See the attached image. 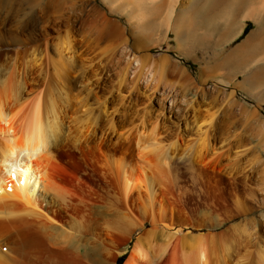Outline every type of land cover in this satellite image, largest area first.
Instances as JSON below:
<instances>
[{
	"label": "rangeland",
	"instance_id": "rangeland-1",
	"mask_svg": "<svg viewBox=\"0 0 264 264\" xmlns=\"http://www.w3.org/2000/svg\"><path fill=\"white\" fill-rule=\"evenodd\" d=\"M171 1L0 0V55L6 57V53H9L8 55L12 53L11 56L18 57L17 59L15 57V63L18 70H21L24 63L32 58L38 63L40 62L38 59L45 55L43 53L53 55L55 48L69 47L76 62L75 74L70 72L73 74L70 78L73 77L72 81L76 82V90H81L88 81L89 88L93 87L89 101L93 100L94 103L91 101L90 107L94 109L96 107L94 112L98 113V107L103 108L101 104L103 102L107 114H112L113 119L115 117L114 128L116 127V130H110V122L102 114L103 119L98 118L99 124L94 127L96 128L93 134L95 143L80 145L79 150L66 143L61 145V149L55 153L62 171L58 183L70 194L76 206L66 209L53 197H46L45 209L51 218L54 217L53 219L58 221L56 228L44 230L51 239L36 238L32 233L31 238L30 225H22L18 221L11 224L19 230L17 234H13L17 237L10 235L7 241L0 243V253L5 256L9 253L7 256H11L8 260L11 262L8 264H110L111 261V264H122L132 253L136 240L139 237L142 239L150 228L160 229L161 225L167 231L179 228L176 232L177 237L175 234L173 237L176 238H171L172 244L163 251L164 253L161 251L158 254L157 251L155 252L157 255H154L155 253L148 252L149 254L146 255L148 261L145 259L140 264H169L171 247L178 241V237L181 239L183 232H186V235L195 232H225L232 253L234 254V247L237 244L235 254L245 255L240 263L244 259L245 261L241 264H253L255 259V264H263L261 258L264 256L262 253L264 250V216L262 215L264 214V147L257 143V136H245L242 140L241 115L244 113H241L240 107L243 106L242 108L248 109L247 111L254 112L250 121L254 119L252 122L262 123L264 102H255L254 98L240 90H234L233 94L229 95L231 88H237V86L233 87V82L241 80V77L231 80L229 78L230 81L223 78L229 85L225 89L218 90V93L212 91V96H205L204 99L200 92H196V90L211 91L213 84L216 83L215 77L210 74L212 71L207 69L209 67L207 63L211 66L214 61L222 65L223 54L229 46L232 48L236 46L256 27L251 24L245 34L232 42H226L229 34L223 28L224 19L223 23L221 22L222 8L233 13L237 11V14L226 21V26H237L238 23L243 22L241 20L244 17L240 14L243 8L258 0L220 1L216 7L222 8L218 9L220 13L217 15L206 11L210 7L204 8L206 5L204 1L207 3V0ZM252 4L258 5V3ZM255 49L252 44L249 47L250 53L255 54L257 52ZM209 54L213 55L212 59H207L211 63H206L204 56ZM4 56L2 58H5ZM132 57L143 59L146 62V69L153 61L164 59L167 65L174 67L175 70L178 66L179 71H176L179 74L176 71V74L168 71L159 84L152 81L142 86L145 81L140 80L138 84L140 86L134 89L130 81L136 74L137 65ZM258 64L259 67L262 63L258 62ZM225 66V68L229 67V65ZM231 66L234 68V64ZM33 67L31 66L32 70H30L32 73L26 75L28 82L34 80L36 75V69ZM81 73L83 76L79 77ZM181 73H186L190 79L185 93L182 91L184 90L182 85L186 82H182L185 81L184 76L179 77ZM198 73L201 75L199 76ZM123 74H127L129 85L126 84L127 86L122 87L121 93H118L116 91L118 81ZM240 75L242 76V73ZM151 78L150 75L147 76V79ZM81 81L82 85L78 86ZM188 87L189 91L186 92ZM170 97L174 98L173 105L168 102ZM96 104L98 106H94ZM163 107L167 110L163 111ZM143 113L148 121L157 119L159 123L161 122L160 141L166 144L170 142L169 140L171 142L176 140L178 143L177 150L171 149L175 150L172 160L165 165L160 163L150 168L152 176L149 175V168H146V175L153 179L151 181L156 190V200H160L168 211L165 224L158 222L161 225L157 224V227L150 223L146 215L150 209L146 198L149 195L147 190L134 191L126 207L116 200L118 198L116 182L120 172L115 166L116 161L122 159L130 164H135L137 161L133 151L123 145V133L126 134L134 124L139 123ZM207 131L211 133L210 141L215 147L218 146L217 151H228V161L218 164V157L203 155V160L208 163L204 165L194 159L200 149L199 137ZM123 147L125 148L122 149ZM255 147H258V150ZM259 152L261 158L256 159ZM226 164L232 166L230 174L225 172L228 169ZM153 206L157 207V204L154 202ZM45 222L47 226L48 221ZM139 223L140 226L137 225ZM236 223L242 224H240L243 227L241 229L247 231L245 233L250 232L245 235L240 229L234 231L237 234L234 235L231 226ZM229 225L230 231L226 229ZM58 228L64 234L54 239L55 231H60ZM247 228L249 229L245 230ZM127 229L129 234H126ZM65 234L70 235V238ZM244 252L249 254L246 255ZM152 254L157 258H152ZM254 255L260 258V261L257 257L254 258Z\"/></svg>",
	"mask_w": 264,
	"mask_h": 264
},
{
	"label": "bare ground",
	"instance_id": "bare-ground-1",
	"mask_svg": "<svg viewBox=\"0 0 264 264\" xmlns=\"http://www.w3.org/2000/svg\"><path fill=\"white\" fill-rule=\"evenodd\" d=\"M194 1H196V0H194ZM194 1H192V2H194ZM208 1H209L210 5H208L209 4ZM220 1L222 2L223 0H207L208 4L206 3V1H204V4H206V5L205 6L203 5V6H204V8H206V6H210V7H208L209 9H206V11H208V13L212 12V13H214V15H217V13H220V11H218V9L221 10V8H222L221 6H220L221 8L216 7ZM171 2H173V0ZM192 2H190V3H192ZM252 3H258V5H253ZM252 3H250L249 8L246 9L245 13L247 15L245 17H252V16H254V13H256L257 11H263L264 10V4H263L264 0H258L257 2H252ZM188 5H190V4H188ZM233 15H235V12L233 13V11L226 10V9L223 10V8H222L220 17L222 19L221 20L222 23H223V19H224L223 28H225L226 32L228 31L229 26H226L225 22L229 18H231ZM218 17H219V15H218ZM261 17H263V18L260 20V24H259L260 29L258 31H256L257 35H260L262 32H264L263 31L264 15ZM251 41L252 40H249V43H251ZM67 42H69V41H67ZM55 45H56V43H55ZM245 45H246L245 41L236 45L234 47V49L232 51H230L226 57H224L225 59L224 60L222 59V61H223V62L221 61V63H223L222 65H220V64L218 65L217 62L213 61V65L210 66L207 63V62H210V60L208 61L207 59L211 58L213 55L210 56V54H209V55L204 56V59L207 60L206 61L207 66H209V67L206 66L207 69L208 70H214V72L216 70V73H215V80H216L215 82L216 83L213 84L211 91L209 90V91L205 92V90H202V91L196 90L197 93L198 92L201 93V95L203 96V97L202 96L201 97L203 99L205 98V96H208V95L212 96V94H213L212 91H215L218 93V90L225 89L226 86L229 85L228 81L231 80V79L229 80V78H227L228 81L223 79V78H226L225 76H227V75L230 76V75L242 73V80H240L237 84H239V87H241V88L242 87L244 88V86H247V88H248V86H249L248 89H250V88L252 89V87L255 86L256 83L262 82V80H264V63H262V62H264V60L262 61V59H260L258 61H259V63H262L263 65H260L258 67L257 65H259V64L257 63L255 65V66H257V68L256 67L254 68L252 66L253 68L251 67L245 72L241 70L243 65L242 66H240V65H241L242 61H244V59L246 58L243 55V52L246 49ZM263 45H264V43H263ZM260 48H262V47H260ZM12 52H14V51L12 50ZM71 52L72 51H71V49H69V47L67 49L66 48H55L53 55L48 54L46 52L43 53L45 55L42 58L40 57L38 59V60H40V62H38V63H37V60L35 58H32V57H31L32 59H30L26 62L24 61L25 63L23 65V67L21 68V70H18V68L16 66V63H15V57L16 56L15 55L11 56L12 53H10V55H8L9 53L8 54L6 53V57L4 55H2V56L0 55V243L7 241L9 239L10 235L17 234V232L19 230L17 228H14L11 226V224H13L15 221L22 223V225L24 224L27 226L28 225L31 226L32 232H30L29 237L31 236V238H32V235H33V237H36V238H39V237L46 238L47 237L48 239H51L46 235L44 230L48 229V228H49V230L56 228L58 221L56 219H53L54 217L51 218V216L47 213V211L45 209L46 197H53L54 200L56 199V201H58L60 203V206L62 205V207L66 208V209H69L71 206L73 207L75 205L70 194H68L67 191L61 187L60 183H58V181L62 177V175H61L62 171L59 168L60 164L58 165V161L55 158V153L58 152L59 149H61V145L64 143L68 144L70 147L73 146L74 148H78L77 150H79L80 145L85 146V144L93 143L94 142V135L93 134L95 133V129H96L94 127L98 126L97 125L98 118L103 119V116H105V119H108L110 122L109 129L114 130L116 128V127L114 128L115 117L113 119L112 114L111 115L107 114L108 112L106 111L105 104L103 102L101 103L103 108L98 107L99 108L98 113L94 112V110H96V107H95V109L90 107V106H92V104L89 105L91 103V101L94 103L93 100L89 101V98H90L89 96H91V94H92L91 89L93 87L91 89L89 88V86L87 85L88 81H87L86 85L85 84L83 85V87L80 86L82 89L78 87V89H81V90H78V91L76 90V82H74V80L72 81L71 78H73V77L70 78V75H73V74H70V72L74 73L76 70V62L74 61V56L71 54ZM16 53H14V54H16ZM40 53H39V55L42 56ZM213 53H215V51ZM257 53H259V52H257ZM73 54H74V52H73ZM203 55H205V54H203ZM216 55H217V53H216ZM255 55L257 56V54H255ZM3 56L5 58H2ZM239 57H240V61L238 62L237 59ZM17 58L18 57H16V59ZM132 58L135 61V64L137 65V69L135 72L136 74H135L133 80L130 79L131 85H133L134 89H137L138 86H140V85H138L140 83V80L145 81L142 84V86H144V84L146 82H152V81H154V83L156 82L159 84L161 79L166 75V73H168V71H171L174 74H176V72L178 73V71H179L177 68L178 66L176 67V70H178V71H176L174 69V67H169L170 65L168 66L164 59H158L156 61H153L151 63V65L148 66L149 68L147 67V69H146L145 68L146 62H144L143 59H140L139 57H132ZM214 63H217V64H214ZM236 63L240 64V65L238 66ZM224 64L229 65V67H231L232 69H233V66H231V64H234V67L235 66L236 67L234 68L233 72L229 71L231 73H229L223 69L224 72H221L219 74L220 76H216V74L219 73V72H217V70H219L220 68L226 67ZM204 65H206V64L204 63ZM31 66H34L33 68L36 69L35 70L36 75H35V77L33 75L34 80H32V81L30 80V82H28L27 76H28V74L30 75L32 73L30 71V70H32ZM180 69H181V67H180ZM198 69H199V67H198ZM200 69H202V67H200ZM207 69H205V72L208 71ZM81 71L83 73V70H81ZM183 71H185V70H183ZM77 73H78V71H77ZM82 73L79 75V77H81V75L83 76ZM186 73L188 74V72H186ZM186 73H181V76L179 75V77H182V76L185 77V81L184 80L182 81V82H186L185 84L182 85V87H184V90H182V91H184V93H185V88L187 87L186 85L189 84V81H190V79L188 77L189 75L187 76ZM200 73H202V70L200 71ZM206 73H208V72H206ZM203 74H204V72H203ZM210 74L213 75L214 74L213 71ZM210 74H208V75H210ZM126 75L127 74H123L119 78L118 90H116V91H118V93H121L122 87H124L126 84H128V80H127L128 78H126ZM144 75H145V77H144ZM148 75H150L152 78L147 79ZM198 75H199V73H198ZM179 77H177V79ZM82 79H80V80H82ZM173 80H176V79H173ZM202 80H204V79H202ZM192 82H194V81H192ZM213 82H214V80H213ZM82 83H83L82 81H81V84L78 83V86L82 85ZM90 83H91V81H90ZM172 83H174V81ZM260 84H257L256 87ZM148 85L149 84H147V86ZM30 86H31V88H29ZM156 87H157V85H156ZM176 87H177V85H176ZM258 87H260V86H258ZM258 87H257V89H258ZM191 88H193V87H191ZM180 89H182V88H180ZM187 89H186V92L189 91V87ZM201 89H203L202 86H201ZM253 89H254V87H253ZM234 90H235V88H231L229 95L233 94ZM244 90H245V88H244ZM194 91L195 90H193V92ZM82 92H83V95H82ZM246 92H247V89H246ZM254 92H255V90H254ZM249 93L251 94V92H249ZM253 93H252V95H253ZM262 93H264V92L262 91ZM246 94H248V92ZM257 94L259 96L260 92L259 93L257 92ZM95 95H96V91H95ZM187 95H188V93H187ZM253 96L257 97L256 94H254ZM249 97H251V96H249ZM260 97H261V95H260ZM96 98H97V96H96ZM96 98H94V100H96ZM172 98L171 97L168 98V100H169L168 102L170 104H172V102L174 101V98H173V100H172ZM200 100H202V99H200ZM256 100H258V99H256ZM88 101H89V103H88ZM261 101L259 100L258 102H261ZM235 102L236 101H232V103H235ZM124 104L127 105L126 103H124ZM173 104H174V102H173ZM94 106H98V105L96 104ZM242 107L243 106L240 107L241 113H244V114L246 113L245 115L244 114L241 115L242 116L241 117L242 122H241L240 132H242V133H240V134L242 136V140H243V137H245V136H247V137L257 136V138H258L257 143L264 147V135H263L264 134V131H263L264 130L263 129L264 128V122L263 121H262V123H260L259 121L252 122V120H254V119H251V121H250L249 119L252 118L254 112L247 111L248 109L242 108ZM164 110L166 111L167 108L163 107V111ZM253 111H255V110L253 109ZM117 113H115V114L117 115ZM102 114H104V115L102 116ZM161 114H162V111H161ZM121 115L123 116V114H121ZM124 115L126 116V114H124ZM145 116L146 115H144V113H143V115L139 119L140 120L139 123H137L136 125L134 124V127L132 125L133 128H131L130 131H128L126 134L123 133V131H121V133L124 134L123 142H122L123 145L128 146L130 148V150L133 151V154H134L137 161L135 162V164L132 163L133 165L130 163L124 162L122 159H119L118 161H116L115 166L120 171L118 173L119 176L117 178L118 182H116V183H118V189H117V192H118L117 197L118 198L116 200L118 203L120 201V203L126 207L127 201L131 197V194L134 191L139 192L141 189L147 190L149 195L146 198H148L150 209H149V212L147 211L148 213L146 215H147L150 223L152 225H154V227H157L158 222L159 223L164 222L165 218L168 216L167 215L168 211L162 206L161 201L158 199L156 200V198H155L156 190L153 187V183L151 181L152 178H150V176H152V175H150L151 174L150 168L154 167L156 165L158 166V165H160V163L165 165L167 162H169V160H172L174 158L175 150L178 149V147H177L178 143L176 142V140H173V142H171V140H169L170 142L169 143L165 142L166 144H164V142L160 141V132L159 131H160V123L161 122L159 123V121L157 119L155 121L150 122V121H148L147 118L145 119ZM160 121H161V119H160ZM210 121H211V119H210ZM126 130H128V128ZM126 130H125V132H126ZM100 135L102 137V134H100ZM96 136H98V135L96 134ZM210 136H211L210 131H207L204 135L199 137L198 144L200 146L199 147L200 149H199V152L194 159H196L199 162H202L204 165H207L208 163L203 160V158H204L203 155L209 156V157L213 156V158L218 157V160H217L218 164L222 163L224 161H228V159H229L228 151H223V152L217 151L216 148L218 146L216 145L217 147H215V144L210 141ZM104 138H106V137H104ZM101 141H103V140H101ZM170 146H173V147H170ZM63 148H65V147H63ZM124 148L125 147H123L122 149H124ZM172 148H174L175 150H171ZM256 149L258 150V147ZM184 157H187V156L184 155ZM255 158L256 159L261 158V152H259V155H257ZM153 164H155V165H153ZM261 164L263 165V162H261ZM226 165H227L228 169L225 172L230 174L232 171V166L230 164H226ZM146 168L147 169L149 168V175L150 176L146 175ZM155 171L157 172L156 169H155ZM152 172H154V171H152ZM21 181H23V183ZM154 202L157 204V207L153 206ZM74 208H76V207H74ZM66 214H68V213H66ZM262 215L264 216L263 213H262ZM69 216H70V214H69ZM25 219H27V220H25ZM29 221H37L38 223H31ZM45 221H48L47 226L45 224L46 223ZM64 222H66V221H64ZM140 223L137 225L140 226ZM164 224H165V222H164ZM240 224L241 223H236L233 226H231L232 232L238 231L241 228H243L241 226L242 224L241 225ZM246 224H248V222ZM68 225H69V223H68ZM159 225H161V224H158V226ZM135 226H136V224H135ZM151 227H153V226H151ZM229 227H230V225L226 229L228 230ZM231 227H230V229H231ZM69 228H70V226H69ZM161 228L164 229V226L161 225ZM161 228L160 229L155 228V230H153V229L151 230V228H150L149 231H146L147 233L145 232L146 233L145 236L144 237L142 236L143 237L142 239H139L140 237L138 236L139 238L137 240L135 239L136 242H135V244H133L134 248L132 247V249H133L132 253L126 257V259L123 261L122 264H140L143 261H145L146 255L149 254L148 252H150V253L152 252L154 254L155 252L157 253V251H158V254H159L161 251L162 252L165 251L166 248L168 246H170V244H172L171 238L172 239L174 238L173 236L176 234V232L179 231V228L174 229V231H169V230L167 231L166 229L163 230ZM230 229H229V231H230ZM248 229L249 228H247L245 230H248ZM59 230L60 231H58V232L55 231L54 239H57V238L61 237V235L64 234L61 231V229H59ZM227 230H225V231H227ZM242 231L244 232V229L243 230L241 229V233H242ZM245 232H247V231H245ZM31 233H32V235H31ZM185 233L183 232L182 237L180 235L181 239H179V237H178V241L172 245L171 250H170L171 255L169 258V264H241L245 261V259H244V261L240 263L241 259L243 260V258H245L244 257L245 255L241 256L240 254H238V255L235 254V252H236L235 247L237 244H235V247H234V254L235 255L232 253V249H230V246H229L230 241L226 237L225 232H213V233L212 232H199V233L195 232V233L187 234V235ZM235 233L236 232H234V235H237ZM239 233H240V231H239ZM244 233H243V235H244ZM248 233H245V235ZM126 234H129V229L126 230ZM13 236L17 237L16 235H13ZM65 236H67V235L65 234ZM67 237L70 238V235H68ZM176 237H177V234H176ZM246 237H248V236H246ZM229 238H230V236H229ZM233 243H231L232 246H233ZM245 243L248 244V242H245ZM238 246H239V244H238ZM258 247H260V246H258ZM168 251H169V249H168ZM259 251H261V250H259ZM93 252H94V250H93ZM96 253H98V252L96 251ZM109 253L110 252L108 251V254ZM156 253L154 255H157ZM240 253H241V251H240ZM249 253H250V251H249ZM249 253H247V254H249ZM262 253L264 255V250ZM8 254H6V256ZM153 254H152V258L156 257V256H153ZM258 255L259 254H257V256ZM6 256L3 253L2 254L0 253V264H8L11 262V261H8L11 256H7V257H9L8 259ZM110 257H112V256H110ZM158 257H160V256L158 255ZM256 257L254 255V258H256ZM259 257H260V255H259ZM261 257H262V255H261ZM105 258L107 259L108 257H105ZM260 258H258L259 261H260ZM252 259L253 258H251V260ZM247 260L248 259H246V261ZM255 261H256V259H255ZM255 261L253 264H255ZM261 261H263L262 263L264 264V256H263V258H261ZM104 262H107V261H104ZM111 263H112V261L110 262V264ZM259 264H261V263H259Z\"/></svg>",
	"mask_w": 264,
	"mask_h": 264
},
{
	"label": "crops",
	"instance_id": "crops-1",
	"mask_svg": "<svg viewBox=\"0 0 264 264\" xmlns=\"http://www.w3.org/2000/svg\"><path fill=\"white\" fill-rule=\"evenodd\" d=\"M262 3V2H261ZM264 4V3H263ZM247 8H249V6L248 7H245V8H243V10H242V12L240 13L241 15H243V17L244 18H242V20L241 21H243L241 24L240 23H238L237 24V26H235V25H227V26H229L228 27V31H227V34H229L228 35V38L226 39V42H232L233 40H235V39H237V38H239L242 34H245L246 33V30H247V28L249 27V26H251V24H254L256 27L254 28V29H252L250 32H248L247 34H246V36L245 37H243L242 39H241V41L239 42V43H241V42H246V45H245V51L243 52V55L246 57L245 59H244V61H242V63H241V65L240 66H242V68H241V70H246V69H248V68H251L252 67V65L253 64H257L259 61L258 60H260V59H262V61L264 60L263 58H264V45H263V43H264V32H262L260 35H257L256 34V31H258L259 29H260V26H259V24H260V20L263 18V17H261V16H263L264 15V10L263 11H257L256 13H254V16H252V17H245L247 14L245 13V11H246V9ZM235 14H237V11L235 12ZM259 20V21H258ZM225 24H227V22L225 23ZM263 31H264V27H263ZM263 35V36H262ZM249 40H252L251 41V43H249ZM238 43V44H239ZM232 43H230V45H231ZM237 44V45H238ZM254 45V47L257 49V52H259V53H255V54H257V56L253 53H250V50H249V47L251 46V45ZM260 44H262V45H260ZM235 47V46H234ZM234 47L232 48L231 46H229V48L225 51V53L223 54V57H222V59L224 60L225 58L224 57H226L227 56V54L230 52V51H232L233 49H234ZM260 47H262V48H260ZM260 48V49H259ZM252 49V48H251ZM255 49V50H256ZM252 52V51H251ZM252 54V56H250ZM254 55V56H253ZM256 58H257V61H256ZM205 60V59H204ZM237 61H240V57L237 59ZM261 61V62H262ZM262 63H264V62H262ZM261 65H263V64H261ZM254 68H255V66H253ZM252 67V68H253ZM216 68V67H215ZM214 68V69H215ZM235 68V67H234ZM234 68L232 69V68H223L224 70H226L227 72H229V71H234ZM221 70V68L219 69V70H217V72H219V73H217L216 74V76H220L219 74L221 73V72H224V70ZM240 69V68H239ZM211 71H213V75H211V76H213V77H215V73H216V70H215V72H214V70H211ZM210 71V72H211ZM229 73H231V72H229ZM226 78H232V79H236V78H239V77H241L242 78V76L240 75V73L239 74H234V75H230V76H225ZM242 80V79H241ZM240 81V80H239ZM239 81H237L236 83H234L233 82V87H235V86H237V88L235 87V90H240L241 92H244V93H247L248 92V94L251 96V98L253 97L254 99H255V101L256 102H258L259 100L261 101V102H264V93H262V91L264 92V81H262V82H258V83H256V85L257 84H260V85H258V86H260V87H258V89H257V87H256V85L255 86H253L254 87V89H253V87H252V89L250 88V89H248L249 88V86H248V88H247V86H244V88H245V90H244V88L242 87H239V84H237ZM237 84V85H236ZM256 87V88H255ZM246 89H247V92H246ZM261 89V90H260ZM250 90V91H249ZM254 90H255V92L257 91L258 93L260 92V95H261V97H260V95L258 96V94H257V92L255 93L254 92ZM260 90V91H259ZM249 92H251V94L249 93ZM254 92V93H253ZM252 93H253V95L254 94H256L257 95V97L255 96H253L252 95ZM263 95V96H262ZM256 99H258V100H256Z\"/></svg>",
	"mask_w": 264,
	"mask_h": 264
},
{
	"label": "snow or ice",
	"instance_id": "snow-or-ice-1",
	"mask_svg": "<svg viewBox=\"0 0 264 264\" xmlns=\"http://www.w3.org/2000/svg\"><path fill=\"white\" fill-rule=\"evenodd\" d=\"M23 183V181H21Z\"/></svg>",
	"mask_w": 264,
	"mask_h": 264
}]
</instances>
